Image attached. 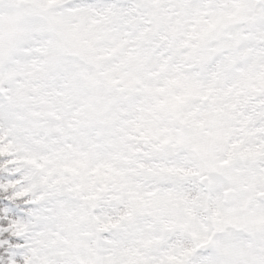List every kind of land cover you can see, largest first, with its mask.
<instances>
[{
	"label": "snow or ice",
	"instance_id": "6c2138e0",
	"mask_svg": "<svg viewBox=\"0 0 264 264\" xmlns=\"http://www.w3.org/2000/svg\"><path fill=\"white\" fill-rule=\"evenodd\" d=\"M0 264H264V0H0Z\"/></svg>",
	"mask_w": 264,
	"mask_h": 264
}]
</instances>
